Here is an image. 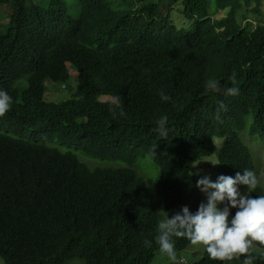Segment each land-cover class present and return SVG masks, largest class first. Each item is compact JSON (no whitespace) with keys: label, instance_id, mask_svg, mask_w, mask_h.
Segmentation results:
<instances>
[{"label":"trees","instance_id":"16d2710c","mask_svg":"<svg viewBox=\"0 0 264 264\" xmlns=\"http://www.w3.org/2000/svg\"><path fill=\"white\" fill-rule=\"evenodd\" d=\"M176 1L0 0V90L11 97L0 115L5 264H149L161 254L157 222L205 201L190 174L196 163L217 152L219 175L258 174L264 26L235 20L239 0H215L227 10L219 20L210 18L207 0H183L191 24L184 32L169 22ZM69 68L76 73L71 98L47 101L45 83L63 87ZM233 72L239 91L225 96ZM209 79L219 82L218 93L204 87ZM218 102L227 110L217 113ZM162 116L164 137L155 130ZM145 158L157 171L161 213L133 169ZM249 195L264 190L257 185ZM188 246L174 238L176 254ZM246 255L264 264V245L253 242ZM191 264L221 262L204 252Z\"/></svg>","mask_w":264,"mask_h":264},{"label":"clouds","instance_id":"9594fccd","mask_svg":"<svg viewBox=\"0 0 264 264\" xmlns=\"http://www.w3.org/2000/svg\"><path fill=\"white\" fill-rule=\"evenodd\" d=\"M228 80L232 86L225 87L223 94L237 95L239 89L234 86V72L229 74ZM204 87L212 93L220 91V84L215 79L207 80ZM159 95L162 101L169 100L164 92ZM10 104L11 97L0 90V115L8 111ZM226 110L225 104L218 102L217 113ZM166 125L167 118L164 116L156 122L155 130L161 137L167 134ZM257 185V175L250 169L239 171L234 176L219 175L215 181L206 175L197 179L196 187L204 194L205 201L198 205L195 212L183 206L171 218L165 213V217L157 222L154 237L159 252L172 264H177L174 238H183L192 246H202L209 259L221 264L240 256L245 257L243 264H252V258L246 254L253 242L264 245V195H256L255 198L249 195ZM230 209H235L231 216ZM142 243L151 246L148 240Z\"/></svg>","mask_w":264,"mask_h":264},{"label":"rangeland","instance_id":"374dc122","mask_svg":"<svg viewBox=\"0 0 264 264\" xmlns=\"http://www.w3.org/2000/svg\"><path fill=\"white\" fill-rule=\"evenodd\" d=\"M208 1V14L212 20H219L226 16L227 10L220 11L216 5L215 0H207ZM169 2V1H168ZM168 2L165 3L168 4ZM183 0H177L175 4H173V9H168V18L171 25L175 26L176 29H181L184 32H187L191 29V24L188 22L183 15ZM239 10H237V14L235 16V20L240 23L241 19L244 17L248 19V21L254 26L257 24L264 26V0H239ZM254 9H258V12H255ZM125 10V9H121ZM161 12L165 11V9H159ZM251 10H254L253 12ZM46 85V97L45 99L49 102H61L68 100L71 98V95L74 93L76 86V73L72 68H69V79L62 86H56L53 88V85L47 81ZM61 87L63 89H61ZM107 100L109 102L112 101L110 97H99L98 101ZM250 120V118L248 119ZM217 148L221 145V140L215 141V146ZM78 159L87 161L85 157H82L80 154L76 153ZM217 152L214 153L211 157L202 159L200 162L196 163L190 171L191 176L196 182L197 179L202 176H208L212 181H215L216 177L219 176L218 166H217ZM262 159L264 160V154H261ZM88 162V161H87ZM119 166H123L119 164ZM133 169L136 171L139 177L143 178L147 188L149 189L152 197L154 207L158 212H162V208L159 202V198L157 195V187L155 185L156 179V168L153 163L148 159H140L134 165ZM258 185L264 190V162L261 161L258 168ZM201 193V192H200ZM202 194V193H201ZM204 196V194H202ZM205 197V196H204ZM222 207V206H220ZM204 255V250L202 246H189L182 251L181 253H177V264H191L193 262L198 261ZM75 260H67L61 264H82L80 261ZM180 261V262H179ZM0 264H5L4 261L0 258ZM149 264H172L171 261L167 259L165 255H156Z\"/></svg>","mask_w":264,"mask_h":264}]
</instances>
